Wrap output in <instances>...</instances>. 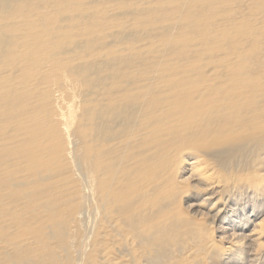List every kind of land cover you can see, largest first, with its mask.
<instances>
[{
	"label": "rangeland",
	"instance_id": "1",
	"mask_svg": "<svg viewBox=\"0 0 264 264\" xmlns=\"http://www.w3.org/2000/svg\"><path fill=\"white\" fill-rule=\"evenodd\" d=\"M213 1L215 0H97L95 2L93 0H45L41 3L42 9L35 10L36 15L33 16L29 14L33 10L27 6L31 0H8L0 6V15L18 11L15 13L23 14L26 20L20 23H28L27 27L22 24L19 26L18 23L12 25L14 27L17 25L19 31L22 29L16 35L8 33L5 30V24L1 25L0 30L8 38L0 49V66L13 65L15 62L16 66H13L15 69L18 68L16 74L19 73L21 76L23 74V77L17 75V80L25 78V75L36 76L38 81L48 86L46 88L42 85L45 89L42 88L41 91L36 88L33 90L34 86L29 88L27 86L28 89L32 87L29 91L23 87L28 85V80L25 81V79H19V81L23 80L21 85H18L20 83L18 81L16 83V79L15 84L12 82L13 79H7L6 81L12 82L11 87L10 82L8 83L10 88L6 87V81L0 82V86L2 83L0 104H5L0 108V264H85L87 262L99 264L107 247H109L108 250H112L113 254L110 253L109 258L115 264L127 263L121 261L125 259L123 255H126L128 259L131 258V260L126 259L130 264L133 262H135L133 264H145L147 258L142 256L145 252L150 253L151 264H154V259H158L157 264H264V194L252 193V200L248 205H243L238 198L242 197L240 195L244 196V191L237 189L238 178L236 179L238 174L243 173L253 176L254 179L257 177L264 179V148H262L264 139H258L261 135L264 138V124L257 125L258 122L255 120L258 117L251 122L250 118L248 119L254 113V109L249 111L255 100L253 97L264 91V0H240V4H238L239 0H221L222 3L220 0L215 1L216 3ZM83 3L85 5H81ZM43 4H52V9L49 12L42 11L45 6ZM108 5L115 8L114 14L107 9ZM163 5L164 8L161 7ZM69 6L74 9L70 10ZM80 8L82 13L79 14L77 10ZM212 10L219 12V15L214 11L213 14ZM252 10L256 14L255 10L259 12L256 18H252L255 16ZM83 11L86 13L84 14ZM195 12H198L196 18L193 15ZM199 15L207 21L200 19ZM230 18H232L231 21ZM57 19L58 25L60 22H66L67 27H61L64 29L59 28L57 32H53L51 35L54 34L55 37L52 38V42L50 40L51 43L42 45L39 39L44 33H42L43 28H47V25L49 26ZM1 20L8 19L1 18ZM256 20H262V24L259 21L255 23ZM67 21H70L69 24ZM82 21H85L83 25H81ZM183 21L184 23L180 24ZM191 21L193 22L188 25ZM259 23L261 27L258 30L260 28L262 30L257 31L259 25L254 27L257 33L253 26ZM232 24H238V26L233 27ZM3 26L4 29H2ZM179 28L182 32L186 30L184 35ZM68 29H71L69 35L65 36L63 33ZM27 31H30L29 35ZM31 31L35 33L32 37H30ZM241 31H246L249 39L243 40L246 35L243 33L242 38ZM253 32L256 33L253 34ZM197 33L201 37L200 40ZM251 33L252 37L249 35ZM192 34L198 39L195 36V40ZM178 36L182 40H179ZM62 40L64 41L61 43ZM12 41L14 43L20 41L17 42L18 44L28 41L33 48L16 51L14 47L17 43L14 44ZM70 46L73 47L72 57L77 55L75 60H71L72 57L68 58ZM184 48L189 49L188 53ZM30 51H42L41 55L45 54L40 64H44L46 57L53 58L56 63L61 57L66 56L67 59L57 65L53 62L51 68L43 71L36 68L39 62L33 53L29 57L30 61H26L25 64L18 61L23 54ZM52 52L54 57L50 54ZM36 54L38 55L37 52ZM38 57L40 58L39 55ZM230 57L233 58L234 63ZM88 59L95 60L91 62ZM7 60L9 62L4 63ZM65 68L66 71L70 69L66 72ZM200 71H204L202 73L207 77L201 76ZM71 76L73 77L70 78ZM216 78L221 80L217 81ZM69 80L73 83L70 86L67 83ZM94 82L98 84L95 85ZM141 83L144 88L136 89V86L143 87ZM176 83H178L177 87ZM16 84L22 92L20 95L19 91L20 96H16L15 92L18 93V91L15 86V89L13 87ZM240 84L244 86L241 87ZM202 85L206 87L203 88ZM12 87L15 94L9 91ZM117 87L123 88L121 104L118 103L119 99L118 104L112 106L116 108H104L103 103L111 104L108 92ZM156 87L159 90H156ZM235 90L243 97L239 98L238 94L235 95ZM50 91L53 94L49 95ZM28 92L33 94L27 95ZM148 92L151 94L149 95ZM52 95L54 97L59 95L57 97L59 99H55L59 102L55 103ZM14 96L17 97L16 100L12 99ZM108 96L109 99H107ZM224 96L225 101H223ZM220 97L223 106L226 102L228 105L231 102L232 107L230 105L229 110L233 111L232 108L235 106L234 110L238 111H233L237 115L233 114L235 119L238 117L243 121L248 119V122L252 124L249 125L251 127L245 126L247 131L240 132L244 134L246 131L247 134L246 137L240 134L243 138L242 142L238 141L239 136H229L230 127L222 128L223 136L225 138L229 136L227 139L230 150L229 153L220 150L215 155L221 160L222 168H226L224 172L226 182H224L227 185L225 190L217 193L218 197L213 196L208 199L207 193L200 192L199 185L192 180L190 166L186 163V151L179 148L175 140H172L173 132L159 134L160 132L157 131L159 113L149 111L163 106V113L170 110L169 113L173 116L176 111L177 118L180 117V113L186 117L191 113L190 101L201 99L205 102L214 101L215 105L219 103V107H217L218 104L214 106L218 109L212 111L217 112L222 108ZM140 99L145 102L142 103ZM9 100L7 105L5 102ZM30 101L34 106L30 105ZM123 102L126 104L122 105ZM202 104L200 105L199 101L196 104L194 102L197 109H200ZM137 108L142 109L136 112ZM116 118L122 121L118 126L122 129L120 130L122 133L116 128L113 129ZM2 119L5 122L1 123ZM25 119L29 120L31 127H24ZM132 121L138 135H132L133 137L127 140L124 134L128 136L126 134L128 129L125 131L124 127ZM253 124L258 130H248L255 127ZM174 127L177 128L175 134L178 137H189L190 132L183 130L185 126L180 118L177 126L168 125L166 129ZM9 130L10 134L7 132V136L6 131ZM111 132L114 137L111 136L109 141L119 143L114 149H111L112 146L108 144V136L112 135ZM209 139L208 141L213 142V139ZM257 141L263 144L259 152L255 151L258 148ZM201 143L202 141L199 140V144ZM218 146L215 145L216 148ZM56 148L62 150L59 151ZM248 148L250 153L245 160L248 165L238 166L239 168L233 165L235 162L225 165L237 153ZM177 149H179L178 152L174 153ZM63 150L67 153H63ZM159 154H170L171 160L167 161L165 157L161 159L158 157ZM176 161L179 163L176 164ZM114 163H117L116 166L121 165L114 167ZM184 167H188V170L184 171ZM161 172L165 174V177ZM158 175L160 178L163 175V178L160 179ZM234 175L237 176L234 178ZM118 176L121 180L117 179ZM242 183L244 187L249 185L247 181ZM252 186L256 185L252 184ZM102 190L103 194H101ZM134 193L136 195H133ZM101 197L107 199L109 213L117 218L119 216L121 222L123 220L125 224L139 227L146 234L148 233L144 243L146 250L139 247L140 243L136 240V247L135 245L133 247L139 254L131 249L128 251L124 247L116 251L117 236L115 235H113L115 236L113 245L106 241L107 244L104 243L106 245L104 247L102 243V241L105 242L104 237L100 241L97 237L99 233L95 234V231L101 230V211L98 208ZM260 200H263L262 205L258 204ZM150 207L151 209H148ZM224 207L227 211L229 208H235L236 216L239 218L230 216L235 220L234 225H229L228 220L222 223V219L212 218V220L205 215L208 210L215 212L218 209L221 212ZM77 212L81 217L79 216L78 221L75 217L74 220L77 222L75 223L73 218ZM145 213H148L147 220L144 217ZM10 221L13 222L10 223ZM259 225H262L263 229ZM121 227L123 231L127 229L123 225ZM225 227L229 229L226 228V230ZM188 228L196 233L199 232L196 229H201L200 231H204L207 237L212 233L209 237L212 239L209 240L215 245L211 247L212 243L208 242L205 244L204 252L195 254L194 247L190 246H197L196 242L199 246V242L205 239L201 237L199 239L196 236L200 232L192 235ZM222 228L223 231H221ZM123 231H120L119 235L125 234ZM229 231L236 236H231ZM69 232L74 233L71 235ZM224 232L230 234L227 237L228 240L224 237ZM108 233L112 234L110 231ZM203 233H200V236ZM247 237L250 239L247 240ZM117 240L120 239L117 238ZM236 240L240 241L238 245L231 246L232 251L235 252V254L231 252L233 259L224 262L221 258L223 254L219 252L224 253L226 246L235 244ZM251 246L253 248L249 249Z\"/></svg>",
	"mask_w": 264,
	"mask_h": 264
},
{
	"label": "bare ground",
	"instance_id": "2",
	"mask_svg": "<svg viewBox=\"0 0 264 264\" xmlns=\"http://www.w3.org/2000/svg\"><path fill=\"white\" fill-rule=\"evenodd\" d=\"M36 1V2H35ZM43 1H45V0H31V2H28L29 4L27 5L31 10H33L32 12H30L29 14H31V16H33V15H36V11L35 10H37V9H42L41 7H43V6H41V3H43ZM53 1V0H52ZM94 2L95 1H97V0H93ZM129 1V0H128ZM204 1V0H203ZM215 1H218V0H215ZM215 1H213L214 3H216ZM221 1V0H220ZM219 1V2H220ZM5 2H8V0H0V6L1 5H3V3H5ZM48 2V1H47ZM104 2V1H103ZM165 2V1H164ZM233 2V1H232ZM244 2V1H243ZM242 2V3H243ZM45 3V2H44ZM91 3V2H90ZM90 3H89V5H90ZM160 3V2H159ZM221 3H222V1H221ZM245 3H246V1H245ZM74 4V3H73ZM167 4V3H166ZM217 4H220V3H217ZM234 4H236V3H234ZM238 4H240V0H239V2H238ZM237 4V5H238ZM244 4V3H243ZM247 4V3H246ZM26 5V4H25ZM43 5H45V4H43ZM75 5H77V4H75ZM80 5V4H79ZM81 5H85L84 3L83 4H81ZM93 5V4H92ZM117 4H115V6H116ZM161 5V4H160ZM159 5V6H160ZM165 5V4H164ZM161 6V7H165V6ZM222 5H224V4H222ZM222 5H220V6H222ZM52 4H47V5H45L44 6V10H42V11H44V12H49V10H51L52 9ZM87 6V5H86ZM109 6V5H108ZM118 6V5H117ZM213 6V5H212ZM224 6H226V5H224ZM247 6V5H246ZM27 7V8H28ZM68 7V6H67ZM71 6H69V8H70ZM77 7H78V5H77ZM91 7V6H90ZM111 7V8H110ZM167 7V6H166ZM223 7V6H222ZM26 8V9H27ZM223 8H226V7H223ZM30 9H29V11H30ZM73 10L74 8L72 7V8H70V10ZM77 9V8H76ZM90 9V8H89ZM107 9H110V12H111V14H114L115 13V8L113 7V6H109V8H107ZM119 9V8H118ZM17 10V9H16ZM80 11L82 10L81 8L79 9ZM79 10H77L78 11V13L80 14V13H82V11L80 12ZM215 10H217V8L215 9ZM20 11V10H19ZM22 11V10H21ZM86 11H88L87 9H86ZM86 11L84 12L83 11V13L85 14L86 13ZM214 10H212V12H213ZM256 12H257V14L259 13L257 10H255ZM16 11H14V12H5V13H2L1 15H0V28H1V25H3V24H5L6 26H5V30H7V32L8 33H14L15 35L16 34H18L20 31L17 29V25H19L20 26V24H22V26L23 25H28V23L26 22V24L25 23H20L21 21H26L25 20V16L22 14V15H20L21 13H19V14H16V13H18V11L15 13ZM28 12V11H27ZM63 12V11H62ZM200 12V11H199ZM215 12V14H217V15H219V12L218 13H216L217 11H214ZM214 12H213V14H214ZM251 12H254V10H252ZM74 13H76V12H74ZM78 13H76V14H78ZM196 13H198V12H195L193 15H194V17L196 18V16L198 17V15H196ZM165 14H166V12H165ZM209 14V13H208ZM254 14H255V16L253 17L252 15V18H256L257 17V14L254 12ZM63 15V14H62ZM99 15V14H98ZM107 15V14H106ZM64 16V15H63ZM107 16H109V15H107ZM214 16H216V15H214ZM79 17H80V15H79ZM201 16L199 15V18H200ZM218 17V16H217ZM261 17V16H260ZM1 18H7L8 20H5V21H2L1 20ZM27 18V17H26ZM28 18L30 19V16H28ZM198 18V20H200V19H202V18H200L199 19ZM251 18V19H252ZM259 18V17H258ZM257 18V19H258ZM231 19L232 18H230V21H231ZM234 19V18H233ZM30 20H32V19H30ZM29 20V21H30ZM98 20H100V19H98ZM195 20V19H194ZM203 20V19H202ZM202 20H200V21H202ZM207 21V19H204L203 21ZM235 20V19H234ZM33 21V20H32ZM250 21V20H249ZM259 21V20H258ZM257 20L255 21V23L256 22H258ZM58 22H59V20L57 19V20H55L53 23H51L49 26L47 25V28H43V30H42V35L40 36V42H41V44L42 45H47V44H49V43H51L52 42V38H54L55 36H54V34H53V36L51 35L53 32H57L58 30H59V28L60 29H64L65 27H67V24H66V22H60V24L58 25ZM68 22V21H67ZM70 22V21H69ZM69 22H68V24H69ZM94 22H97V21H94ZM193 21H191V22H189L188 23V25L189 24H191ZM221 22V21H220ZM260 23L262 22V20H260L259 21ZM15 23H18L15 27L14 26H12V25H14ZM83 23H85V21H82L81 22V25H83ZM151 23V22H150ZM158 23V22H157ZM184 23V21L183 22H181L180 24H183ZM186 23V22H185ZM214 23V22H213ZM212 23V24H213ZM231 23V22H230ZM229 23V24H230ZM260 23L259 24H255L256 26H253V28L254 27H257L258 25V27H257V31H260V30H262L261 28L258 30V28L259 27H261V25H260ZM31 24H32V22H31ZM31 24H29V25H31ZM35 24V23H34ZM33 24V25H34ZM93 24H95V23H93ZM96 24H98V23H96ZM177 24H179V23H177ZM216 24V23H215ZM218 24V23H217ZM223 24V23H222ZM221 24V25H222ZM251 24H253V23H251ZM262 24V23H261ZM27 25H26V27H27ZM57 25H58V27H57ZM79 25V24H78ZM81 25H79V26H81ZM92 25V24H91ZM151 25H152V23H151ZM188 25H187V27H188ZM225 25H226V23H225ZM231 25V24H230ZM232 25H234V24H232ZM40 26H41V24H40ZM72 26V25H71ZM74 26V25H73ZM94 27H95V25H93ZM126 26H128V25H126ZM175 26V25H174ZM227 26V25H226ZM235 26H238V24L236 25H234L233 27H235ZM33 27H36V26H33ZM32 27V28H33ZM39 27V26H38ZM61 27H64V28H61ZM91 26H89V28H90ZM181 27H183V25H181ZM29 28H31V27H29ZM98 27L96 26V29H97ZM107 28V27H106ZM108 28H110V27H108ZM128 28V27H127ZM236 28H240V27H236ZM2 29H4V26L2 27ZM93 28H91V30H92ZM157 29V28H156ZM180 29V28H179ZM188 29V28H187ZM195 29V28H194ZM255 29V28H254ZM71 29H68V30H65V33H63L65 36L66 35H69V31H70ZM110 30V29H109ZM134 30V29H133ZM189 30V29H188ZM237 30V29H236ZM245 30H246V28H245ZM106 31H107V29H106ZM111 31H112V28H111ZM138 31V30H137ZM180 31H181V29H180ZM184 31H186V30H184ZM183 31V32H184ZM192 31V30H191ZM247 31V30H246ZM245 31V32H246ZM255 31H256V29H255ZM256 31V32H257ZM29 32L30 31H27V35H29ZM38 32V31H37ZM105 32V31H104ZM103 32V33H104ZM182 32V31H181ZM182 32V34L184 35L185 34V32L183 33ZM239 32V31H238ZM244 31L242 32L241 31V35L243 34V33H245ZM256 32H253V34H255ZM24 33V32H23ZM23 33H21L22 35H23ZM139 32H137V34H138ZM193 33V32H192ZM258 33V32H257ZM135 34V33H134ZM141 34V33H140ZM191 34V33H190ZM194 34V33H193ZM192 34V35H193ZM247 34H248V31H247ZM252 33L251 34H249V35H251V37H252V35H253ZM35 35V33L33 32V31H31V33H30V37H32V36H34ZM105 35V34H104ZM103 35V36H104ZM197 36L199 35L198 33L196 34ZM196 35H193V37H194V39L196 40V38L198 39V37L196 36ZM245 35H246V33H245ZM39 36V35H38ZM101 36V35H100ZM102 36V37H103ZM195 36H196V38H195ZM233 36V35H232ZM248 35H246V36H244V38H243V35L241 36L242 38H243V40H246L247 38L249 39V36L247 37ZM199 37H200V35H199ZM7 35H5L1 30H0V49L2 48V46L6 43V41H7ZM66 38V37H65ZM68 38V37H67ZM178 38H179V36H178ZM231 38V37H230ZM23 39H25V38H23ZM69 39V38H68ZM101 39V38H100ZM103 39H105V38H103ZM181 38H179V40H180ZM201 39V37L199 38V40ZM225 39V38H224ZM231 39H234V38H231ZM21 41H22V38L20 39ZM50 40H51V42H50ZM182 40V39H181ZM15 41V40H14ZM64 40H62L61 41V43L63 42ZM66 41V40H65ZM247 41H249V40H247ZM247 41H245V42H247ZM17 42H20V41H16L15 43H17ZM49 42V43H48ZM9 43V42H8ZM7 43V44H8ZM12 43H14L13 41H12ZM14 43V44H15ZM69 43V42H68ZM11 44V43H10ZM9 44V45H10ZM14 44H12L13 46H14ZM18 44V43H17ZM17 44H15V50L16 51H23V49H26V50H31L32 48H33V46H30V43L27 41V43H19L18 45ZM8 45V46H9ZM33 45V44H32ZM70 45H71V43H70ZM198 46V45H197ZM45 47V46H44ZM194 48V47H193ZM198 48H199V46H198ZM185 50H186V52L188 53V50L186 49V48H184ZM184 49H182L183 51H185ZM197 49V48H196ZM72 51H73V47H71L70 46V48H69V53H68V58H71L72 57ZM14 52V51H13ZM36 52L38 53V55L40 56V58L38 57V55L36 54ZM36 52H34V51H30V52H28V53H25V54H23L22 56H21V59L20 60H18L20 63H24L25 64V62L26 61H30L29 60V57L31 56V54L33 53V55L37 58V62H39V63H37V67L36 68H39L40 70H48L49 68H51L52 67V65H53V62H54V59L52 58V59H47L48 57H46V60H44V64H40V62H41V60L43 59V55H45V54H43V55H41V52L40 51H36ZM212 52H214V51H212ZM193 53V52H192ZM13 54V53H12ZM50 54H52L51 56H53V52L52 53H50ZM55 54H57L56 52H55ZM67 54V53H66ZM231 54V53H230ZM235 55H236V57H238L237 56V54L236 53H234ZM233 54V55H234ZM47 55V54H46ZM183 55V54H182ZM216 55H217V53H216ZM232 55V54H231ZM231 55H227L228 57L229 56H231ZM234 55V56H235ZM49 56V55H48ZM90 56H92V55H90ZM54 57V56H53ZM57 57H59V56H57ZM61 57V56H60ZM59 57V58H60ZM76 57H77V55H75L74 57H72L71 58V60H75L76 59ZM89 57V56H88ZM179 57H183V56H179ZM236 57H234L235 59H237ZM231 58L232 57H230V60H231ZM239 58H240V55H239ZM56 59V58H55ZM65 59H67V57L66 56H64V58L63 57H61L60 59H58V60H60V61H57V63L56 62H54V64L56 63V65L58 64V63H61V62H63ZM234 59V61L236 62V60ZM241 59V58H240ZM52 60V61H51ZM89 61H91L92 62V60H95V59H88ZM219 60H220V58H219ZM222 60H223V58H222ZM17 61V62H18ZM70 61V60H69ZM69 61H67V62H69ZM224 61V60H223ZM241 61V60H240ZM239 61V62H240ZM9 62V60H7V62H4V63H8ZM72 62V61H71ZM71 62L69 63L70 65H71ZM87 62V61H86ZM98 62H99V60H98ZM231 62V61H230ZM232 62H233V58H232ZM244 62H246V61H244ZM243 62V63H244ZM251 62H253V61H251ZM15 62H13V65L14 66H16L15 64H14ZM90 63V62H89ZM224 63H226V62H224ZM228 63V62H227ZM234 63V62H233ZM255 63V62H254ZM19 64V63H18ZM99 64V63H98ZM236 64V63H235ZM248 64H249V62H248ZM12 64H8V65H6L5 67H2V66H0L1 68H0V82H4V81H6L7 79H13L12 80V82H13V84H15V82H14V80L18 77L17 75H20L19 73L18 74H16L17 73V67H16V69L14 68V66H13ZM92 65V64H91ZM97 65V64H96ZM238 65V64H237ZM240 66L242 65V63L241 64H239ZM250 65V64H249ZM254 65V64H253ZM252 65V66H253ZM245 66V65H244ZM243 66V67H244ZM247 66V65H246ZM53 67H55V66H53ZM65 67V66H64ZM67 67V66H66ZM71 67V66H70ZM154 67V66H153ZM217 67V66H216ZM216 67H214L216 70H217V68ZM218 67H220V66H218ZM248 67V66H247ZM259 67V66H258ZM154 68H156V67H154ZM158 68V67H157ZM213 68V69H214ZM242 68V67H241ZM249 68H251V66H249ZM68 69H70V68H68ZM68 69H67V71H68ZM130 69H132L131 68V66H130ZM129 69V70H130ZM212 69V70H213ZM214 69V70H215ZM248 69V68H247ZM254 69V68H253ZM19 70H21V69H19ZM38 70V69H37ZM155 70V69H154ZM215 70V72L216 73H218L217 71ZM219 70V69H218ZM65 71H66V68H65ZM66 71V72H67ZM131 71H134V70H131ZM211 71V70H210ZM40 73L42 72V71H39ZM130 72V71H129ZM186 72V71H185ZM201 73L203 72L204 73V71H200ZM21 73H25V72H21ZM202 73V75L201 76H203V75H205V77H207L206 76V74H203ZM156 74V73H155ZM175 75V74H174ZM210 74H208V76H209ZM218 75H219V73H218ZM245 75V74H244ZM154 76V75H153ZM4 77H5V79H4ZM20 77H23V74H22V76L20 75ZM25 78H21V79H25V81L26 80H28L27 82H28V85H25V84H23V85H25V86H23L24 87V89H28L30 86H34L33 87V90H36V89H38L39 91H41V89L43 88V89H45L43 86H45V85H43L44 83L43 82H40V81H38V79L36 78V76H30V77H27L26 75L24 76ZM73 76H71L70 78H72ZM154 77H156V76H154ZM195 77V76H194ZM210 77V76H209ZM247 77H249V76H247ZM151 78H152V76H151ZM157 78V77H156ZM159 78H161V79H163L162 77H159ZM218 78V77H217ZM216 78V79H217ZM4 79V80H3ZM20 79V78H19ZM19 79L17 80L16 79V83H17V81H18V85H21V83H22V81H19ZM20 79V80H21ZM161 79H158V80H160L161 81ZM2 80V81H1ZM148 80V79H147ZM153 80H155V79H153ZM214 81H216L215 79H213ZM218 80H221V78H219V79H217V81ZM177 81H179V80H177ZM246 81H248V80H246ZM245 81V82H246ZM10 82V87L12 86V82H11V80H8V81H6L5 82V85H6V83H7V85H6V87L7 88H10L9 86H8V83ZM148 82V81H147ZM170 82V81H169ZM174 82H176V80H174ZM180 82V81H179ZM240 82H241V80H240ZM250 82H252V81H250ZM2 83H1V86H2ZM24 83V82H23ZM67 83L69 84V86L70 85H72L73 83L69 80V82L67 81ZM95 83V82H94ZM93 83V84H94ZM97 84H98V82H96ZM95 83V85H97ZM143 83V82H142ZM140 84L141 86H143V87H138V86H136V89H139V88H144V85L143 84ZM144 83H146V82H144ZM159 83V82H158ZM92 84V83H91ZM92 84V85H93ZM156 84V83H155ZM177 85H176V87L178 86V83H176ZM244 84V83H243ZM248 84V83H247ZM43 85V86H42ZM173 86H174V84H172ZM241 85V87H243L244 85H242V84H240ZM246 85V84H245ZM0 86V87H1ZM19 87V86H17V84L16 85H13V87ZM27 86H28V88H27ZM150 86V85H149ZM172 86V87H173ZM203 86V85H202ZM5 87V86H4ZM13 87L11 88V90H9V91H12V93L13 94H15L16 93V96H20L21 95V91H20V89L19 88H17V91H18V93L17 92H13V90L15 89V87H14V89H13ZM22 87V86H21ZM23 87H22V89H23ZM46 87V86H45ZM48 87V86H47ZM46 87V88H47ZM176 87H174V89H176ZM204 87H206V86H203V88ZM32 88V87H31ZM31 88L30 89H28L29 91L31 90ZM36 88V89H35ZM50 88V87H49ZM86 88V87H85ZM150 88V87H149ZM203 88H201V89H203ZM6 89V88H5ZM19 89V90H18ZM21 89V90H22ZM57 89V88H56ZM55 89V90H56ZM123 88H119V87H117V88H114V89H112L110 92H108L109 93V96H110V102H111V104L109 103V104H106L105 105V103H103L104 105H103V107L105 108H109V109H114V108H116V107H112L113 105H117L118 103H120L121 104V93L123 92V90H122ZM148 89V88H147ZM165 89V88H164ZM185 89H186V87H185ZM258 89V88H257ZM2 90V88L0 89V91ZM28 90H26V91H28ZM52 90V89H51ZM146 90V89H145ZM156 90H159L157 87H156ZM177 90V89H176ZM222 90H224V89H222ZM260 90H262L263 91V89H260ZM16 91V90H15ZM19 91H20V95H19ZM87 91V90H86ZM237 90H235V92H236ZM56 92V91H55ZM161 92V91H160ZM160 92H158L159 94H160ZM178 91H176V93H177ZM2 93V92H1ZM1 93H0V95H1ZM3 93H5V92H3ZM50 94L49 95H51V94H53V93H51V91L49 92ZM84 93H86L85 91H84ZM87 93H89L88 91H87ZM106 93V92H105ZM104 93V94H105ZM149 93V92H148ZM175 92H173V94H174ZM220 93H222L221 91H220ZM223 93H224V91H223ZM226 93V92H225ZM257 93H259V89H258V92ZM263 93H264V91L261 93V94H259V95H257L256 97H253V98H255V100L252 102V107L251 108H249V111L251 112V110H253L254 111V113L251 115V116H249L248 117V119L250 118V122L252 121V120H255L257 117V120H255L256 122H258L257 123V125H262L261 123H263L264 124V96H263ZM18 94V95H17ZM27 95H32L33 94V92H28V93H26ZM26 94L24 95V96H26ZM57 94V93H56ZM96 94V93H95ZM101 94V93H100ZM103 94V95H104ZM151 93H149V95H150ZM238 94V92H236L235 93V95H237ZM84 95V94H83ZM144 95V94H143ZM239 95V98L240 97H243V95L242 94H238ZM59 95H57V97H58ZM85 96V95H84ZM109 96H108V98L107 99H109ZM152 96V95H151ZM260 96V97H259ZM15 97V96H14ZM12 98V99H15L16 100V98L17 97H15V98ZM52 97H53V100H55V99H59V98H57V97H54V95H52ZM95 97H96V95H95ZM144 97V96H143ZM238 97V96H237ZM150 98V97H149ZM221 98V97H220ZM246 98V97H245ZM11 99V100H12ZM119 99H120V102H118L119 101ZM224 100L223 101H225V99H226V97L224 96V98H223ZM236 99V98H235ZM249 99V98H248ZM1 100V99H0ZM15 100H12V101H15ZM90 100V99H89ZM101 100H103V98H102V95H101ZM141 100V99H140ZM145 100H147V99H145ZM150 100V99H149ZM201 100V99H200ZM199 99H196L195 101L192 99L191 101H190V103H189V108L191 109V113H190V115H187L186 117H184L183 115H182V113H180V120H181V122H182V124L185 126V128H183V130H185V131H188V132H190V134H189V137L188 138H182V137H178L176 134H175V130L177 129L176 127H174V128H170V129H166V127L168 126V125H173V126H177L178 125V122H179V118H177V113H176V111H175V113H174V115L173 116H171L170 115V110L169 111H165V113H163V110H162V107H157V108H155L154 110H150L149 112H152V113H159V118L157 119V122H158V127H159V129L157 130L158 132H160L159 134L160 135H165V132H173V134H172V136H171V138H172V140H175V144L180 148L181 147V149L182 150H185L186 151V153H187V155H185L186 157V163H187V165L188 166H190L189 168L191 169V174H192V180H195V183L197 182V184L199 185V187H200V189H199V191L200 192H205V193H207V197H208V199H211L213 196H217V193L219 192V191H221V190H225V188H226V185L227 184H225V179H224V177H225V169H224V167L222 168V162H221V160L215 155V153H217V152H219L220 150H224L225 152H227V153H229V150H230V147H229V144H228V137L229 136H234V137H238L239 136V142H242L243 141V138L240 136V132L242 131V130H246V127L245 126H247V127H251V126H249V125H251L252 123H250V122H248V119L246 120L247 121V123H246V121H243L242 119H240L239 117V119L237 118V119H235L234 118V116H233V114L234 115H236L233 111H235V112H238L236 109L234 110V107L235 106H233V111L232 110H229L230 109V107H232V105H231V102H230V104L228 105L227 104V102H226V104L228 105H224L223 106V104L221 103V101H222V98H221V100H220V106H222V108L220 109V110H218L217 112H212L214 109H216L217 107H219V103H217L216 105H217V107H214V106H216L215 105V102L214 101H210V102H205V100H201L200 101ZM218 100V99H217ZM252 100V99H251ZM11 101V102H12ZM91 101V100H90ZM108 102H109V100H107ZM142 101V100H141ZM140 101V102H141ZM144 101V100H143ZM143 101H142V103H143ZM148 101V100H147ZM197 101H199V104L201 105L202 103V106L200 107V109H197L198 107H195V106H197V105H195L194 106V102H195V104L197 103ZM216 101V100H215ZM249 101H250V99H249ZM1 102V101H0ZM8 102H10V100L9 101H7V102H5L7 105L9 104ZM56 102H59V100H55V103ZM118 102V103H117ZM145 102V101H144ZM217 102V101H216ZM219 102V101H218ZM32 102L30 101V105H32L31 104ZM88 103H90L89 101H88ZM101 103H102V101L100 102V105H101ZM114 103H116V104H114ZM149 103V102H148ZM211 103V104H210ZM59 104V103H58ZM124 104H126V103H122V105H124ZM146 104H147V102H146ZM2 105H4L5 106V104H0V108H2ZM73 105V104H72ZM231 105V106H230ZM32 106H34V105H32ZM102 106V105H101ZM145 106V105H144ZM192 106V107H191ZM230 106V107H229ZM140 107H143L142 105H140ZM101 108V107H100ZM140 109H142V108H137V110H136V112H139L140 111ZM148 109V108H147ZM218 109V108H217ZM251 109V110H250ZM225 112H224V111ZM178 112V111H177ZM227 112L229 113V114H227ZM241 112V111H240ZM166 113H168V115H166ZM144 114H146V113H144ZM91 115H92V113H91ZM255 115H256V117H255ZM90 116V115H89ZM237 116V115H236ZM3 117V116H2ZM7 117V116H6ZM154 117V116H153ZM232 118H234V119H232ZM7 119V118H6ZM22 120H24L23 118H22ZM25 121H26V119H25ZM2 122H5L3 119L1 120V123ZM27 122H28V124L30 123L29 122V120L27 119V121L25 122L26 124H25V126L24 127H29L30 125H31V123L28 125L27 124ZM32 122V121H31ZM59 122H61L60 120H59ZM121 122L122 121H120V120H118V118H116L115 119V122H114V127H113V129L114 128H116L117 130H122V129H120V128H118V126L121 124ZM8 123V122H7ZM22 123H24V122H22ZM21 123V124H22ZM245 123H246V125H245ZM254 123V122H253ZM20 124V125H21ZM254 126H255V124H253ZM23 126V125H22ZM32 126V125H31ZM30 126V127H31ZM224 126H228V128H229V131L231 132L230 134H229V136L227 137V138H225L223 135H224V133L221 131L222 130V128L224 127ZM163 127H165V129L163 128ZM263 127V126H262ZM125 129V131L128 129V131L126 132V134H128V136H125V134H124V138L126 137L127 138V140L133 135V136H135V134L136 135H138L137 134V132H136V129L134 128V122L132 121V123L131 124H129V125H126L125 127H124ZM188 130H187V129ZM258 130V128L255 126V127H252V128H248V130ZM1 130V129H0ZM117 130H116V132H117ZM123 130V131H124ZM190 130V131H189ZM3 131L5 132V130L3 129ZM115 131V130H114ZM224 131V130H223ZM247 131V130H246ZM245 131V132H246ZM7 132H9L8 134H10V130L9 131H6V134H7ZM121 133H122V131H120ZM134 132H136V133H134ZM244 132V134H241L242 136H247V134ZM124 133V132H123ZM8 134H7V136H8ZM111 134H112V132H111ZM131 134V135H130ZM5 135V134H4ZM120 135V134H119ZM111 136H113V134L112 135H110V136H108V141H109V139L111 138ZM132 136V137H133ZM227 136V135H226ZM114 137V136H113ZM223 137V138H222ZM209 138H211V139H213L212 141L213 142H211V141H208V140H210ZM87 139H88V137H87ZM114 139V138H113ZM113 139H112V141H113ZM214 139H217V140H215L214 141ZM259 140H262V139H264L263 138V135H261V136H259V138H258ZM89 140V139H88ZM115 140V139H114ZM126 140V141H127ZM199 140L200 141H202V143L201 144H199ZM108 144H109V146H112V148L111 149H114V148H116L117 146H118V144L119 143H117V144H115V141L114 142H108ZM215 145L217 146V145H219L218 146V148H216L215 147ZM257 145H258V148L257 149H255V151L257 150V152H259L258 150L260 149V147H262L263 146V144H261L259 141H257ZM262 148H264V147H262ZM56 150H59V151H61L62 149H57L56 148ZM178 150L179 149H177V151L176 152H174V153H177L178 152ZM179 152H181V151H179ZM253 152V151H252ZM63 153H67V151L66 150H63ZM165 153V152H164ZM184 153V152H183ZM183 153L181 154V155H183ZM249 153H250V150H249V148L248 149H246L245 151H243V152H239V153H237L229 162H226L225 163V165H228V164H233L234 162H235V164H233L234 166H236V167H243V166H245V165H248V163L245 161L246 160V158L249 156ZM172 155H176V154H172ZM178 155V154H177ZM180 155V156H181ZM158 157H160L161 159H163V157H165L166 159H167V161H169V160H171L170 158L172 157H170V154L168 155V154H159L158 155ZM179 157V156H178ZM107 158V157H106ZM165 158H164V162L166 161L165 160ZM177 158H175V160H176ZM106 160V159H105ZM108 160V159H107ZM179 160V159H178ZM117 161V160H116ZM115 161V162H116ZM133 163V165L135 164V160L134 161H132ZM180 162H181V160H180ZM118 163V162H117ZM117 163H114V165L116 164L117 165ZM169 163V162H168ZM177 163H179V161H176V164ZM114 166V167H118L119 165H121V164H118V166ZM211 166V167H210ZM238 167V168H239ZM188 167H184L183 168V170L185 171V170H188L187 169ZM162 169H164V168H162ZM162 169H161V171H162ZM207 169H209V171L207 170ZM120 170V169H119ZM122 170V169H121ZM216 172H215V171ZM160 172V171H159ZM164 172V171H163ZM214 172V173H213ZM162 173V172H161ZM165 173V172H164ZM164 173H162L163 175H164V177H165V174ZM229 173V172H228ZM230 173H232V171H230ZM233 174V173H232ZM244 174V173H243ZM238 174V176L236 177L235 175H234V178L236 177V179L238 178V181H237V189H239V190H241V191H244V196L243 195H240V196H242V197H240V198H238V200H240L241 202H243V205H245V204H247L248 205V203L252 200V196H251V194L253 193V194H264V188L262 189V185L264 184V179L263 178H258L257 177V179H254L253 178V176H251V175H249V174ZM159 175H160V173H159ZM159 175H158V177H159ZM163 175H162V178H163ZM197 175V176H196ZM161 176V175H160ZM232 176V175H231ZM160 178V177H159ZM162 178H160V179H162ZM117 179H120L119 178V176L117 177ZM224 179V180H223ZM230 179V178H229ZM121 180V179H120ZM120 180H119V184H120ZM180 180H182V179H180ZM115 181V180H114ZM175 181H177V180H175ZM179 181V180H178ZM225 181V182H224ZM243 181H247V182H249V185H246L247 187H244L243 185H241V184H243L242 182ZM115 183L117 184V182L115 181ZM252 184L253 185H256V186H252ZM134 184H132V186H133ZM195 186V185H194ZM202 186V187H201ZM196 187V186H195ZM104 193V191L102 190V192H101V194H103ZM219 194V193H218ZM250 194V195H249ZM133 195H136V193H134ZM207 197L205 198L206 200H207ZM218 197V196H217ZM219 198H220V195H219ZM231 198V197H230ZM216 201V200H215ZM262 203H263V200L261 201H259V205H262ZM107 199L105 200L104 198H100V200H99V202H98V208H99V210L101 211L100 212V214H101V217H100V227H101V230H99V232L98 231H95L96 233L95 234H97V233H99V234H97L96 236L97 237H99V239H100V241H102V237H104V241L105 242H103L102 241V243L104 244V243H106L107 244V242L106 241H109L108 243L109 244H111V245H113V243H112V241H114V237L115 236H117V238L118 239H120V240H117V238H116V241H117V243H115L116 245V251H118L121 247H124L125 249H127L128 251H129V249H131V250H133L136 254H139V252H137V249H134V245H135V247H136V240H137V242L138 243H140V246L139 247H141L142 249H145L144 248V243H145V240H146V237H147V234H146V232L145 231H143L141 228H139V227H136V226H129V225H127V224H125V222L122 220V222L120 221V217L118 216V218H117V216H115L114 214H111V213H109V211H108V207H107ZM211 205H213V204H211ZM80 207V206H79ZM82 207H83V205H82ZM212 207V206H211ZM214 207V206H213ZM148 209H151V207L150 208H148ZM152 209H153V207H152ZM210 209V208H209ZM214 209V208H213ZM222 211L220 212V210H216L215 212L214 211H211V210H208V213H205V215H206V217H208V218H210V219H222V223L223 222H225V221H227V223L229 224V225H234L233 224V222L235 223V220H233L230 216H234V218H239L238 216H236L237 215V213H235V208H229V210L227 211L226 210V207H224V209H221ZM78 211V210H77ZM146 211H147V209H146ZM210 212L212 213V214H210ZM147 215H148V213H145V215H144V217H145V219L147 220L148 218H147ZM208 215V216H207ZM79 212H77L76 214H74V218H73V221L75 222L76 220L78 221L79 220ZM220 216V217H219ZM236 216V217H235ZM73 217V216H72ZM75 217H76V220H74L75 219ZM81 217V216H80ZM241 218V217H240ZM212 219V220H213ZM199 220V219H198ZM219 221V220H218ZM13 221H10V223H12ZM80 222H81V220L79 221V224H80ZM214 222H215V220H214ZM75 223H77V222H75ZM83 223H85L84 221H83ZM206 223V222H205ZM219 223V222H218ZM260 223V222H259ZM262 223V222H261ZM260 223V224H261ZM203 224H204V222H203ZM263 224H264V222H263ZM121 225H123L124 227H126L127 229L125 230V231H123V227H121ZM199 225V224H198ZM120 226V227H119ZM260 226V225H259ZM239 227H241V225L239 226ZM261 227V229H263L262 228V225L260 226ZM260 227H259V230H260ZM122 228V229H121ZM192 228V227H191ZM191 228H188V230L190 229L191 231V234L192 235H196V234H198L199 232L200 233H203V232H201L200 230H198V229H196L197 230V232L198 233H196L195 231L193 232V229H191ZM194 228V227H193ZM226 228H228V227H225V229ZM229 229V228H228ZM227 230V229H226ZM69 231H70V229H69ZM108 231H110L112 234H110V233H108ZM120 231L122 232H125V234H123V235H119V233H120ZM213 231V230H212ZM211 231V232H212ZM221 231H223V228H222V230ZM206 232L209 234V231H207L206 230ZM254 232V231H253ZM70 233V232H69ZM74 233V232H73ZM73 233H70L71 235L73 234ZM113 233H115V234H113ZM200 233L198 234V235H196L197 237H199V239H200V237L201 238H203V239H205V240H203V241H200L199 243H200V245L198 246V243L195 241V240H191L192 242H196V244H197V246H198V248L197 249H195V247H197L196 245L194 246L193 244V246H190V247H194L193 249L195 250V254H197V253H200L201 251L202 252H204L206 249H205V247H206V245L205 244H207L208 242H211L210 240L212 239H210L209 237H211L212 236V233H211V235L210 236H208L207 237V235L205 234V232L203 233L204 234V236H203V234H201V236H200ZM229 233H231V236H236V234H234L233 232H230L229 231ZM229 233H227V232H224V237L227 239V237H229L230 236V234ZM255 233V232H254ZM107 234V235H106ZM251 234V233H250ZM249 234V235H250ZM113 235H115L114 237H113ZM248 235V234H247ZM255 236V235H254ZM120 237V238H119ZM221 238V237H220ZM232 238V237H231ZM234 238V237H233ZM251 238H253V237H251ZM106 239V240H105ZM210 239V240H209ZM236 239V238H235ZM248 239H250L249 237H247V240ZM228 240V239H227ZM230 240V239H229ZM233 240V239H232ZM254 240V239H253ZM119 241V242H118ZM206 241V242H205ZM231 241V240H230ZM239 241L240 240H236V243L235 244H232V245H227L225 248V252H224V250H223V252L224 253H222L221 251L219 252V253H221V255H222V260L224 261V262H226L227 260H232L233 259V255H231V252H233V254H235V252H234V250L232 251V249H231V246H236V245H238V243H239ZM252 241V240H251ZM202 242V243H201ZM253 242V241H252ZM212 243V246L211 247H213L215 244H213V242H211ZM108 244V245H109ZM195 244V243H194ZM203 244V245H202ZM246 244V243H245ZM107 245V246H108ZM111 245H110V248H111ZM188 245V244H187ZM189 245H190V243H189ZM210 245V244H209ZM208 246V245H207ZM104 247H106V245L104 244ZM209 247V246H208ZM107 248H109V247H107ZM104 249V250H107L106 251V253H104L103 252V254H102V261H101V263H99L100 262V260H99V264H115V263H113L112 261H111V258H109V256H110V253H112V250H108V249ZM115 248L113 249V250H115ZM210 248V247H209ZM222 248V247H221ZM253 247L251 246V248H249V249H252ZM82 250H83V248H81ZM192 249V248H191ZM190 249V250H191ZM193 249L191 250V251H193ZM220 249V248H219ZM80 250V249H79ZM79 250H77V251H79ZM146 250V249H145ZM196 250H197V252H196ZM222 250V249H221ZM247 250V249H246ZM81 251V250H80ZM111 251V252H110ZM212 251V253H213V249L211 250ZM252 251V250H251ZM131 252V251H130ZM250 252V251H249ZM80 253H82V252H80ZM193 253V252H192ZM113 254V253H112ZM127 254V253H126ZM201 254V253H200ZM78 255H80L79 253H78ZM129 255V254H128ZM127 255V256H128ZM204 255V254H203ZM220 255V256H221ZM255 255V254H254ZM132 256H134V255H132ZM142 256H144V257H146L147 259L145 260V264H151V262L150 261H152V257H151V255H150V253H148V252H145V253H142ZM251 256V255H250ZM253 256V255H252ZM251 256V257H252ZM125 257V259H122L121 261H125V262H127L126 264H130V262L128 261L129 259L131 260V258H129L128 259V257H126V255H123V258ZM253 258H255V257H253ZM113 259V258H112ZM126 259H128V260H126ZM251 259V258H250ZM116 260V259H115ZM92 261V260H91ZM95 261V260H94ZM118 261V260H117ZM251 261V260H250ZM97 262V261H96ZM95 262V263H96ZM104 262H106V263H104ZM116 262V261H115ZM159 261H158V259H154V261H153V263L154 264H157ZM133 263H135V262H133ZM132 263V264H133ZM85 264H89L88 262L87 263H85ZM117 264V263H116ZM119 264H120V262H119Z\"/></svg>",
	"mask_w": 264,
	"mask_h": 264
}]
</instances>
